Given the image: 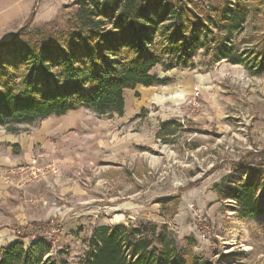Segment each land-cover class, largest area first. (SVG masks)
I'll return each mask as SVG.
<instances>
[{"label":"rangeland","instance_id":"rangeland-1","mask_svg":"<svg viewBox=\"0 0 264 264\" xmlns=\"http://www.w3.org/2000/svg\"><path fill=\"white\" fill-rule=\"evenodd\" d=\"M78 1L0 0V43L19 31L26 39L67 31ZM241 5L248 16L232 43L252 59L264 50V0ZM152 75L158 84L124 92L121 118L79 107L86 128L38 141L53 119L16 134L0 128V141L16 143L0 146V248L37 224L26 246L43 240L52 257L79 264L97 227L152 223L211 264H264V205L243 218L230 196L252 175L264 197V73L199 52L192 68ZM166 123L173 135L158 138ZM249 155L261 157L250 164Z\"/></svg>","mask_w":264,"mask_h":264},{"label":"trees","instance_id":"trees-1","mask_svg":"<svg viewBox=\"0 0 264 264\" xmlns=\"http://www.w3.org/2000/svg\"><path fill=\"white\" fill-rule=\"evenodd\" d=\"M241 1L79 0L67 31L40 39H26L19 31L0 43V128L16 134L22 125L79 107L100 118H120L126 90L158 84L156 67L192 68L199 52L261 75L264 50L251 59L232 43L248 16ZM170 126L162 124L157 137L173 135ZM260 157L246 160L254 164ZM261 189L252 175L231 189L243 218L262 213ZM39 227L21 228L15 242L0 248V264H68L52 257L43 240L24 244L29 230ZM79 264L211 263L180 249L167 227L144 223L97 227Z\"/></svg>","mask_w":264,"mask_h":264},{"label":"crops","instance_id":"crops-1","mask_svg":"<svg viewBox=\"0 0 264 264\" xmlns=\"http://www.w3.org/2000/svg\"><path fill=\"white\" fill-rule=\"evenodd\" d=\"M123 97H124V93H123ZM124 103H125V99H124ZM124 111H125V106H124ZM52 119L54 120L52 127H46V128L42 127L40 131L36 132V135H35L36 141L44 140L45 139L44 136L57 135L64 131L65 132L70 131L75 128H83V129L86 128V122L84 121L85 117L80 115L78 111L69 112L68 114L64 116L57 117V118L50 117L41 122H45V121L52 120ZM3 140L4 141H0V146L3 145V143H5L7 146H13L16 144L14 143V139H9L8 137H5V139Z\"/></svg>","mask_w":264,"mask_h":264},{"label":"built area","instance_id":"built-area-1","mask_svg":"<svg viewBox=\"0 0 264 264\" xmlns=\"http://www.w3.org/2000/svg\"><path fill=\"white\" fill-rule=\"evenodd\" d=\"M22 169V168H21ZM19 170V169H18ZM54 232H56V231H54V229L53 230H51L50 231V234H54Z\"/></svg>","mask_w":264,"mask_h":264}]
</instances>
